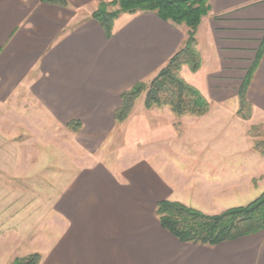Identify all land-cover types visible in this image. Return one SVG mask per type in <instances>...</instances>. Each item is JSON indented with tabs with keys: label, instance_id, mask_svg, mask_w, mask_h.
Masks as SVG:
<instances>
[{
	"label": "crops",
	"instance_id": "obj_1",
	"mask_svg": "<svg viewBox=\"0 0 264 264\" xmlns=\"http://www.w3.org/2000/svg\"><path fill=\"white\" fill-rule=\"evenodd\" d=\"M99 1L69 0L63 7L0 0V106L23 97L54 125L81 121L93 132L116 127L121 93L155 76L183 45L188 27L153 11L123 13L109 39L92 17ZM211 7L197 32L202 66L194 72L184 65L181 74L190 73V83L209 100H231L264 40V0H211ZM248 94L264 105V57ZM153 109L178 119L172 137L180 156L151 146L114 169L84 157L88 163L53 194L46 211L37 205L35 222L20 238L22 252L40 253V264H264V231L215 246L192 244L155 214L162 200L209 214L245 205L264 176L253 172L264 156L253 149L250 120L239 106L212 105L203 116Z\"/></svg>",
	"mask_w": 264,
	"mask_h": 264
},
{
	"label": "rangeland",
	"instance_id": "obj_2",
	"mask_svg": "<svg viewBox=\"0 0 264 264\" xmlns=\"http://www.w3.org/2000/svg\"><path fill=\"white\" fill-rule=\"evenodd\" d=\"M184 76L192 82L190 73ZM234 95L231 100L213 95L210 102L215 107H238L239 99ZM26 99L17 97L0 106V264H10L17 256L34 254L20 249L26 225L35 222L37 205L41 214L45 212L53 194L60 192L70 177L88 163L84 157H90L91 161L101 159L114 169L118 162L125 165L140 155H147L151 146L162 149L165 145L168 155L180 156V152L174 151L177 141L172 137L180 129L178 119L164 109L146 108L145 93L137 99L126 120L102 132L86 129L74 132L67 126L48 123L47 117L41 115L42 110L39 108L36 114L33 101L28 99L30 102L26 104ZM251 101L253 112L248 120L254 146L256 137L252 135V128L264 123V105L259 100ZM20 155L27 156L29 161L20 162ZM258 158L253 162V172L264 173V157ZM259 179L254 178V183L259 185L253 188L245 204L264 192V176L260 183Z\"/></svg>",
	"mask_w": 264,
	"mask_h": 264
},
{
	"label": "trees",
	"instance_id": "obj_3",
	"mask_svg": "<svg viewBox=\"0 0 264 264\" xmlns=\"http://www.w3.org/2000/svg\"><path fill=\"white\" fill-rule=\"evenodd\" d=\"M41 1L70 7L69 0ZM211 9V0L99 1L92 17L101 23L109 39L114 34L115 20L123 13L153 11L167 22L188 27L183 45L154 77L140 80L121 93L122 103L114 115L117 123L129 117L135 102L143 93L148 109L169 106L177 116H203L209 112L212 106L210 100L182 76L181 70L184 65H188L196 72L202 66L203 58L197 48V32ZM263 57L264 40L239 90L238 113L244 119L252 116L253 103L248 93ZM67 127L79 132L83 124L81 121H72ZM252 135L256 137L254 149L264 156V123L253 126ZM155 214L161 225L182 242L215 246L264 231V192L248 204L231 207L217 214L206 213L180 201L162 200L157 204ZM41 260L42 255L34 253L16 257L10 264H40Z\"/></svg>",
	"mask_w": 264,
	"mask_h": 264
}]
</instances>
